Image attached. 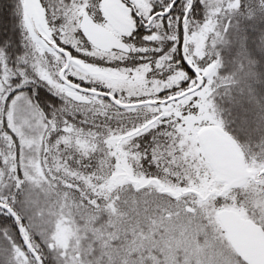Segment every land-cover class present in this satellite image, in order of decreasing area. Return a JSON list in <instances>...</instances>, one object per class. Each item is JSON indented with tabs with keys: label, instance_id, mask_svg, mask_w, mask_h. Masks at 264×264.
I'll return each instance as SVG.
<instances>
[{
	"label": "snow or ice",
	"instance_id": "1",
	"mask_svg": "<svg viewBox=\"0 0 264 264\" xmlns=\"http://www.w3.org/2000/svg\"><path fill=\"white\" fill-rule=\"evenodd\" d=\"M0 264H264V0H0Z\"/></svg>",
	"mask_w": 264,
	"mask_h": 264
}]
</instances>
